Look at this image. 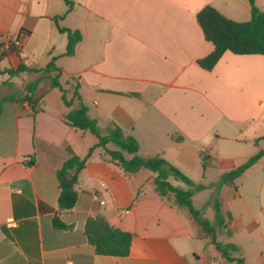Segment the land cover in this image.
Masks as SVG:
<instances>
[{
	"label": "crops",
	"instance_id": "1",
	"mask_svg": "<svg viewBox=\"0 0 264 264\" xmlns=\"http://www.w3.org/2000/svg\"><path fill=\"white\" fill-rule=\"evenodd\" d=\"M73 1L59 25L79 30L82 38L66 56V36L53 22L66 11L62 0H0V44L20 42L0 51V71L19 64L39 69L56 57L66 99L76 85L100 128L117 124L136 138L139 155H159L206 185L192 204L211 211L213 221L214 182L264 150V140L254 143L264 137V55L225 51L211 70L201 68L196 60L213 46L196 13L210 5L244 22L249 1ZM254 4L264 11V0ZM36 79L28 99L20 98ZM75 103L65 106L40 72L0 73V264H223L189 211L172 195L157 193L155 172H124L96 146L95 135L65 123ZM91 147L78 173L76 203L60 210L56 170ZM203 192L206 199L195 206ZM218 199L223 227L217 240L235 244L243 264H264V155L222 185ZM96 215L132 234L126 256L95 252L85 222ZM55 218L65 226L56 227Z\"/></svg>",
	"mask_w": 264,
	"mask_h": 264
},
{
	"label": "trees",
	"instance_id": "2",
	"mask_svg": "<svg viewBox=\"0 0 264 264\" xmlns=\"http://www.w3.org/2000/svg\"><path fill=\"white\" fill-rule=\"evenodd\" d=\"M62 1L66 6V11L63 15L55 16L53 22L57 30L66 36L64 55L72 56L75 46L82 36L77 29L59 25V21L74 7L73 0ZM248 1L251 5L250 19L244 22H236L226 18L210 5L204 6L196 13V21L202 30L204 39L213 46L209 54L196 60L201 68L211 70L225 51L238 55H264V11L254 4V0ZM55 59L56 57H52L43 68H27L25 65L19 64L16 69H7L0 71V73H7L9 77L17 76L25 70L43 74L49 80L50 87L57 88L61 92V100L65 106L69 107L74 100L76 101L74 106L64 114L63 119L66 124L78 130L89 131L95 135L98 139L96 146H102L108 159L124 172L134 173L141 169L155 172L154 183L157 193L162 197L172 195L179 207H184L189 211L190 216L198 223L202 231L209 236L210 242L223 259V264H243V259L236 255L238 247L235 244L217 240V233L223 227L218 191L222 185L232 183L234 179L254 164L264 155V150H259L236 168L222 173L214 182L216 186V193L213 196L215 217L213 221H210L202 215L201 210L194 208L192 204L193 194L204 189L206 185L194 183L180 169L159 155H139L137 153L139 145L136 138L133 135L126 134L117 124L111 122L106 129L100 128L97 121L88 115L87 107L81 101L77 86L72 85V81L66 82V85H72L73 98L71 100L66 99V90L58 80L60 71L55 64ZM39 82L40 79H36L26 84L19 97L28 99V96L33 93ZM2 84L11 85L8 81H4ZM128 94L138 96V93L134 92ZM259 140H264V137L256 139L254 143L257 144ZM108 143H113L117 148H107ZM92 149L93 147L89 149L85 156L73 155L68 157L56 170V178L60 189L57 205L60 210H68L74 207L78 196L76 187L78 173L84 167ZM124 153L130 154L132 157L126 158ZM170 177L185 184L186 188L173 185L169 181ZM41 208L51 210L43 205ZM54 225L58 228L65 226L57 218L54 219ZM85 233L97 254L112 256H126L128 254L132 234L112 226L101 215L87 218Z\"/></svg>",
	"mask_w": 264,
	"mask_h": 264
},
{
	"label": "rangeland",
	"instance_id": "3",
	"mask_svg": "<svg viewBox=\"0 0 264 264\" xmlns=\"http://www.w3.org/2000/svg\"><path fill=\"white\" fill-rule=\"evenodd\" d=\"M63 79H64V77H63ZM66 79H67V78H66ZM66 79H64V81H65ZM170 180L172 181V183H173L174 185L176 184L177 186H180V187H182V188H186V185H185V184H183V183H181V182H179V181H176V180L173 179V178H170ZM205 199H206V192H203V193H201V194L195 199V201H194L195 206H198V203L204 201ZM210 213H211V211L207 210L206 214L202 213V215H203L205 218H207V219L209 220V219H210Z\"/></svg>",
	"mask_w": 264,
	"mask_h": 264
},
{
	"label": "built area",
	"instance_id": "4",
	"mask_svg": "<svg viewBox=\"0 0 264 264\" xmlns=\"http://www.w3.org/2000/svg\"><path fill=\"white\" fill-rule=\"evenodd\" d=\"M11 46H13L14 48H19L20 46V42L18 40H13V41H8V40H4L2 41V43L0 44V51L5 49V48H9ZM100 203H103V201H101Z\"/></svg>",
	"mask_w": 264,
	"mask_h": 264
}]
</instances>
